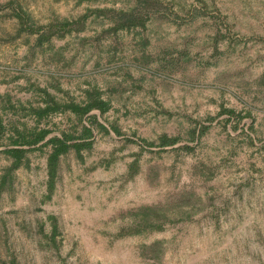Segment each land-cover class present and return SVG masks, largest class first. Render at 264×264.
<instances>
[{"label":"rangeland","instance_id":"374dc122","mask_svg":"<svg viewBox=\"0 0 264 264\" xmlns=\"http://www.w3.org/2000/svg\"><path fill=\"white\" fill-rule=\"evenodd\" d=\"M12 6L33 29L109 10L40 43ZM122 12L144 26L113 30ZM44 91H96L110 108L91 113L120 131L94 127L53 182L50 147L15 134L77 137L88 121L36 120ZM0 125V264H264V0H0ZM11 147L28 149L17 167Z\"/></svg>","mask_w":264,"mask_h":264},{"label":"trees","instance_id":"16d2710c","mask_svg":"<svg viewBox=\"0 0 264 264\" xmlns=\"http://www.w3.org/2000/svg\"><path fill=\"white\" fill-rule=\"evenodd\" d=\"M76 1L81 3L89 0ZM137 1L139 3H144V0ZM11 9L13 10L12 15L16 17L17 21L19 22V29H22V31L26 29V31H28L29 33H33L35 30L38 31V42L40 43L43 41H50L51 37H53L54 35L61 37L66 33L75 30V28L82 26L89 16H101L106 12V10H109V8L96 7L90 9L89 11H86L74 20L65 18L62 20L52 21L48 23L43 29H33V25L27 22L28 16L24 10H22L20 7L14 8V6H12ZM122 13L124 14L119 17L115 24H113V30L133 29L136 27L144 26V18L140 14L126 12ZM109 108V101L101 98V96L96 91H92V93L88 96L87 101L83 103H77L74 101L60 102L55 100L47 91H44L43 105L33 107L31 109L32 115L36 120L40 121L41 119H44L51 114L68 111L79 118H85L88 121V124H82L81 131L77 135V137L66 133L61 134L60 136L52 135L48 137L51 131L47 128L40 127H35L33 130L26 132L17 131L13 140V145H27L34 147L38 144L37 148L49 146L50 152L47 156V168L49 180L53 182L59 157L66 154L70 149H73L76 152H80L83 149H89L93 140L94 127L102 130L105 133H108L109 130H112L114 133L120 134L119 129L115 125H109V128H107L98 120V115L96 113H91L92 110H98L100 116H103V114ZM223 113H226L229 118L234 117L237 120L242 119L241 114L231 108L223 109ZM1 126L2 125H0V129L2 128ZM203 129L204 126L201 125L198 130L194 129L192 134L198 135L203 131ZM2 132L3 131L1 129L0 135L2 134ZM138 142H140L142 146H151L153 144L152 142H148L145 139H139ZM176 142V139L173 137L163 136L159 140V145H174ZM185 147L188 146L185 145ZM27 150L28 149H23L21 147H11L6 150V153L12 158L13 167H17L21 164L22 160L24 159V154ZM7 177L8 176H6L5 174L2 175L0 179V186L4 187L6 185ZM160 218H162L161 215L157 219L156 225H153L156 226V228H160L161 226V223H159ZM7 264L18 263L14 259H10Z\"/></svg>","mask_w":264,"mask_h":264}]
</instances>
